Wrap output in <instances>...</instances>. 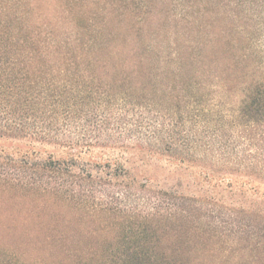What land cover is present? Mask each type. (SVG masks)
<instances>
[{
    "label": "trees",
    "instance_id": "trees-1",
    "mask_svg": "<svg viewBox=\"0 0 264 264\" xmlns=\"http://www.w3.org/2000/svg\"><path fill=\"white\" fill-rule=\"evenodd\" d=\"M157 1L0 0V196L122 229L73 264H186L154 245L165 226L264 243V0H163L167 55L123 56L114 21L144 31ZM147 61L176 72L174 103L140 85Z\"/></svg>",
    "mask_w": 264,
    "mask_h": 264
},
{
    "label": "rangeland",
    "instance_id": "rangeland-1",
    "mask_svg": "<svg viewBox=\"0 0 264 264\" xmlns=\"http://www.w3.org/2000/svg\"><path fill=\"white\" fill-rule=\"evenodd\" d=\"M168 9L169 6L163 0L155 2L151 8L148 29L143 28L144 31L139 29V25L114 21L115 31L119 33L115 41L120 54L150 60L159 54L167 55L168 50L158 48L156 44H161L162 39V46L167 44V39L162 38L160 31L167 32L172 29ZM183 41H179L182 48L185 46ZM150 42L155 46L154 50L147 47ZM188 61V54H184L183 70L188 67ZM137 75L142 82L140 85L157 79L161 85L159 95H165L169 102L174 103L178 98L179 84L175 78L176 72L172 69L159 65L150 66L147 61ZM144 91L148 94L155 92L150 86ZM149 166L152 167L151 174L157 175L160 180L171 176L161 159H154ZM171 178L174 180V176ZM181 227L165 226L154 236V245L164 247L169 252L176 251L177 258L186 264H264V243L258 244V247L247 243L228 246L222 244L217 237L212 242H206L199 234H191L187 227ZM121 232L122 229L117 225L100 223L89 216H41L38 210H32L27 204L6 195L0 196V250L15 251L29 262L73 264L81 260L77 254L88 249L104 251L117 245Z\"/></svg>",
    "mask_w": 264,
    "mask_h": 264
}]
</instances>
